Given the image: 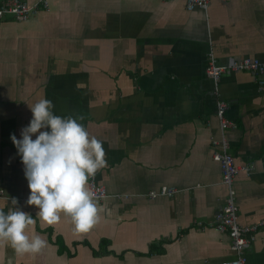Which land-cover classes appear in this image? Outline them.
Returning a JSON list of instances; mask_svg holds the SVG:
<instances>
[{
    "label": "crops",
    "instance_id": "obj_1",
    "mask_svg": "<svg viewBox=\"0 0 264 264\" xmlns=\"http://www.w3.org/2000/svg\"><path fill=\"white\" fill-rule=\"evenodd\" d=\"M209 51L219 64L264 61V0H209L206 10H187L185 0H48L24 21L0 17V208L32 215L30 231L47 242L35 255L0 247V264H219L233 257L228 235L213 227L226 195L211 158L210 140L220 138L215 102H226L234 124L224 134L234 163L252 162L232 181L237 222L250 224L264 217V83L232 71L221 74L214 94L204 73ZM41 98L103 143L107 166L94 180L108 196L87 233H75L63 215L42 225L26 203L30 189L11 135L21 138L29 105ZM160 186L173 194L149 198ZM244 255L264 264V228Z\"/></svg>",
    "mask_w": 264,
    "mask_h": 264
},
{
    "label": "clouds",
    "instance_id": "obj_2",
    "mask_svg": "<svg viewBox=\"0 0 264 264\" xmlns=\"http://www.w3.org/2000/svg\"><path fill=\"white\" fill-rule=\"evenodd\" d=\"M54 107L47 98L30 104L32 117L22 127L21 138L11 135L30 189L26 203L38 209L42 225L53 226L63 215L75 233H87L99 222L102 211L100 197L89 181L107 166L106 153L102 141L84 124L72 116L54 114ZM16 204L13 198L12 205ZM35 224L33 216L19 208L7 212L0 208V247H11L16 256L40 253L47 242L30 231ZM6 264H13V259L8 258Z\"/></svg>",
    "mask_w": 264,
    "mask_h": 264
},
{
    "label": "built area",
    "instance_id": "obj_3",
    "mask_svg": "<svg viewBox=\"0 0 264 264\" xmlns=\"http://www.w3.org/2000/svg\"><path fill=\"white\" fill-rule=\"evenodd\" d=\"M209 0H185V8H200L206 10ZM48 0H36L28 2L27 0H0V17L9 15L16 20L24 21L30 15H33L39 9H47ZM232 71H250L258 75L257 85L262 86L264 81V61L253 57H242L239 59L228 58L224 63H217L211 51L208 52V60L204 67L205 75L213 84V93H217L216 84L221 74ZM261 88V87H260ZM227 104L222 99H217L214 108V117L217 120L220 131L219 140L211 139L210 144L213 148L211 158L217 162L220 169V181L226 187V195L223 205H221L214 214L213 227L218 232H225L229 237V249L233 252V257L222 260L219 264H248L244 255V249L248 242L252 240L253 235L259 228H264V217L250 224H239L237 222V208L234 203V190L232 181L238 170L245 173L252 169V162L248 164L236 165L232 155L227 151V142L225 140V132L234 127L233 122L225 116ZM91 188L97 192L100 199L108 196L105 188L101 184H97L94 179H90ZM173 189L160 186L157 189L149 190L147 195L149 198L157 196H171ZM119 198H127V194H112Z\"/></svg>",
    "mask_w": 264,
    "mask_h": 264
}]
</instances>
